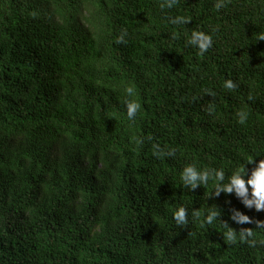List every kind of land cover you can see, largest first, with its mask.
<instances>
[{
    "label": "trees",
    "instance_id": "obj_1",
    "mask_svg": "<svg viewBox=\"0 0 264 264\" xmlns=\"http://www.w3.org/2000/svg\"><path fill=\"white\" fill-rule=\"evenodd\" d=\"M162 2L0 0V264H264V210L180 179L264 158V0ZM193 31L213 36L203 57ZM224 222L254 235L227 243Z\"/></svg>",
    "mask_w": 264,
    "mask_h": 264
},
{
    "label": "clouds",
    "instance_id": "obj_2",
    "mask_svg": "<svg viewBox=\"0 0 264 264\" xmlns=\"http://www.w3.org/2000/svg\"><path fill=\"white\" fill-rule=\"evenodd\" d=\"M179 0H163L160 4L161 9L173 8L178 4ZM227 0H216L214 7L217 10L226 6ZM35 15V13H33ZM190 20L182 15L175 17H169V22L173 25L187 24ZM126 30L117 37L116 43H126L125 36ZM258 40H264V34H260L257 37ZM186 43L190 46L198 49V54L203 57L204 54L213 47V36L210 33L204 31H193L190 37L187 38ZM223 86L228 90H233L237 87V84L227 79L224 81ZM125 91L131 96L135 89L133 86H128ZM207 94L213 95L210 90H206ZM251 99V97H250ZM127 117L129 120L134 121L137 113L141 109V104L135 100H125ZM212 111V108H209ZM238 122L243 124L247 121V112L240 110L237 112ZM138 143H143L142 140ZM154 155L158 158L174 157L176 150L174 148L167 151L161 149L160 145H154ZM246 164H254V167L250 170L246 167ZM244 165L243 171L236 168L227 180H225V171L223 168H204L200 169L196 164H188L183 167L180 173V179L185 188L195 190L198 186H205L210 180H214L213 192L216 196L224 193H235L237 198L249 209L255 208V210H264V158L256 161L255 157L248 159ZM192 215L196 218L201 216L199 211L193 210ZM221 215L220 210L211 209L208 214H205L202 224L212 225L214 221ZM173 218L178 226H186L189 223V212L185 206H179L173 214ZM231 219L237 223L243 224L245 222H251V218L241 212L238 209L232 210ZM258 228H264V222H257ZM226 231L223 233V238L227 243L235 244L237 240L245 241L253 237L254 233L242 228L237 231L224 222ZM253 242L254 241H250Z\"/></svg>",
    "mask_w": 264,
    "mask_h": 264
}]
</instances>
